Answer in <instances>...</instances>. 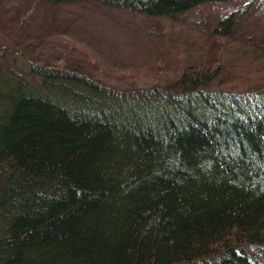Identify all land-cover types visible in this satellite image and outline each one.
<instances>
[{"label":"trees","instance_id":"16d2710c","mask_svg":"<svg viewBox=\"0 0 264 264\" xmlns=\"http://www.w3.org/2000/svg\"><path fill=\"white\" fill-rule=\"evenodd\" d=\"M231 1L34 0L43 35L24 45L27 18L2 12L14 55L0 62V264H264V88L211 89L213 44L193 57L172 47L168 67H126L153 83L120 89L95 73L135 76L58 30L72 3L153 30Z\"/></svg>","mask_w":264,"mask_h":264},{"label":"rangeland","instance_id":"374dc122","mask_svg":"<svg viewBox=\"0 0 264 264\" xmlns=\"http://www.w3.org/2000/svg\"><path fill=\"white\" fill-rule=\"evenodd\" d=\"M27 1L25 6H15L14 0H0V22L5 20L2 12L9 8L13 11V5L20 9V16L27 18L15 40L23 45L43 35L33 29L38 26V20L29 18L38 6H35L34 0ZM65 13L68 23L58 29L65 38L95 51L108 66L124 68L123 73L135 76L121 78L110 72L95 73L97 78L117 88L153 83L151 79L140 81V76L126 67L143 68L150 62L168 67V60L172 58L167 59V55L172 47L183 50V54L180 53L183 56L193 57L213 44L216 45L222 74L210 85L211 89L241 92L251 87L264 88V0H232L219 6L206 3L189 11L180 23L165 21L153 30L140 27L136 22L137 14L98 3L64 5L61 14ZM229 15L232 16V25L226 35L216 31L211 36L210 32L218 21ZM170 37L174 45L166 49ZM4 43H0V62L10 63L14 49ZM55 49L64 51V44L59 43ZM130 81H134L135 85Z\"/></svg>","mask_w":264,"mask_h":264}]
</instances>
